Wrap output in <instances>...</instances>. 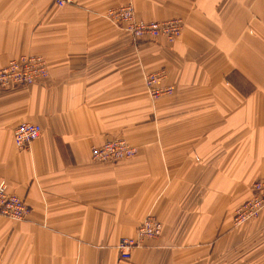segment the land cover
Masks as SVG:
<instances>
[{"label": "crops", "instance_id": "obj_1", "mask_svg": "<svg viewBox=\"0 0 264 264\" xmlns=\"http://www.w3.org/2000/svg\"><path fill=\"white\" fill-rule=\"evenodd\" d=\"M127 1L138 19H182V36L134 43L103 18ZM27 54L49 76L0 92V183L30 207L0 216V264H264V214L232 224L264 178V0H0V68ZM159 70L174 93L155 102ZM20 123L42 129L24 151ZM116 136L134 156L93 163ZM146 216L161 237L120 261Z\"/></svg>", "mask_w": 264, "mask_h": 264}, {"label": "built area", "instance_id": "obj_2", "mask_svg": "<svg viewBox=\"0 0 264 264\" xmlns=\"http://www.w3.org/2000/svg\"><path fill=\"white\" fill-rule=\"evenodd\" d=\"M63 2H70V0H63ZM132 21V18L129 20ZM133 23V22H131ZM129 24L131 30L138 35L149 34L157 36L162 34L166 38H173L179 33L181 25L178 21H169L162 24L151 23L145 25L143 23ZM171 33L175 34L173 37L169 36ZM40 66L38 60H23V64L18 63L11 65L3 71H0V88L3 89L9 82L15 84H24L32 82L35 75L31 67ZM33 76V77H32ZM158 76H150L149 84L152 87L151 92L156 95L172 92L171 87L160 88L158 85L154 87ZM151 93V94H152ZM155 96V95H154ZM40 135V128L34 124H21L14 130V143L19 149L27 148L31 141L38 138ZM123 140L112 139L107 140L101 147L93 149L92 159L98 162L119 161L132 156V151ZM130 148V147H129ZM0 214L13 219H23L29 214V208L18 197L10 195L6 191L3 183L0 184ZM261 212H264V179L256 181L252 186V197L239 207L234 216V224L241 225L249 220L256 219ZM161 224L153 217H147L140 225L136 239H122L117 246L120 259L128 260L134 248L139 247L144 239H156L160 236Z\"/></svg>", "mask_w": 264, "mask_h": 264}, {"label": "rangeland", "instance_id": "obj_3", "mask_svg": "<svg viewBox=\"0 0 264 264\" xmlns=\"http://www.w3.org/2000/svg\"><path fill=\"white\" fill-rule=\"evenodd\" d=\"M51 1H52V6L53 7H57V8H63V7H66V6H72V5H74V0H70V2H67V3L66 2L61 3L63 0H51ZM103 18L111 26L117 28L118 30H120L123 33H125L128 37H130V39H132V41H134V43H153L154 44V43H158L159 41H163L165 43H171L172 44V43L176 42L182 36L183 31H184V28H185V23L180 18L167 19V20H164V21H146V20L138 19V17L136 16V12H135L134 6H133V4H132L131 1H127V2L123 3L122 5H119V6H116V7H110L108 9H106V11L103 14ZM131 18H132V21H129ZM175 20L180 23L181 29H180V31H179L178 34L175 35V34L171 33V35H169L171 37H173V35H175L173 38H166L164 36H161L162 34H156L157 36H153V35H149V34L138 35V34H135L131 30V27H129L130 26L129 24L131 22H133L131 24L143 23L145 25H148V24H151V23H155V24H158L159 25V24H162V23H166V22H169V21H175ZM24 59H27V60L34 59V60H38L40 62V66H35L34 65L33 67H31L32 72L35 74V75H33L35 77L32 76L33 77L32 78V82H30V83H24V84H15V83L9 82V85H7L6 87H4L3 89L0 88V92H3V91H14V90H17V89L28 88V87H31L33 85L43 83L44 81H46L48 79V76H49V68H48L47 61H46V59L43 56L36 55V54L21 55L19 57L13 58V59L9 60L3 67H1L0 68V71L5 70L6 68L10 67L13 64L14 65H16L18 63L23 64V60ZM150 76H158L159 77L158 81H156L155 84H153L154 87H156L157 85L160 88H163V87H165V88L171 87L172 92L170 91L168 93H164V94H160V95H156V93H152L151 92L152 87H150V84H149V81H148ZM144 81H145L144 85H145V89L147 91V95L149 96V98L152 101H155V102L156 101H159L160 99H163L165 97H169V96H171L174 93V87L172 85H164V82L167 81V72L165 70H159V71H156V72H150V73H148L145 76V80ZM21 124H25V123H20L17 126H19ZM29 124H32V123H29ZM34 125H37V124H34ZM37 126L40 128V135H41L42 129H41V127L39 125H37ZM40 135H39V137H40ZM38 138L32 140L31 143H30V145L34 141H36ZM112 139L123 140L130 147V148L129 147H127V148L130 151L133 152L132 153V156H130V157L126 158V159H123V160L116 161V162H113L111 160L106 161V162L94 161L92 159L93 149H96V148L101 147L107 140H112ZM13 143H14V131H13ZM30 145L27 148L19 149L18 147H16V145L14 143L15 148L17 150H20V151H24V150L29 149ZM134 154H135V148L132 147V146H130L125 139H123L121 137H117V136L116 137H107V138H105V140L99 146H95V147H92L91 148V150H90V159H91V161L93 163L115 164V163H119V162H123V161H126V160L131 159L134 156ZM261 179H264V178H258L255 181H253V183L250 186V197L248 199H246L244 202H242L240 205H238L235 208L234 213H233V219H232V224H233V227L234 228H238V227H240L242 225H245V224H247V223H249L251 221H256L262 214H264V212H261L260 215L256 219L249 220V221H247V222H245V223H243L241 225L236 226L234 224V216H235V213H236L237 209L239 207H241V205H243L246 201H248L252 197V186H253V184L256 181L261 180ZM5 187H6V185H5ZM6 191H7L8 194L14 195V194L9 193L8 190H7V188H6ZM14 196H16V195H14ZM16 197H18V196H16ZM21 201L24 203V205H26L29 208V213H30V207L27 205V203L23 199H21ZM28 215L29 214H27L23 219L17 220V219L9 218V217H6V216H3V215L0 214L1 217H4L6 219H10L11 221H14V222L23 221V220L26 219V217ZM147 217H153V216H146L144 219H142V221L138 224V226H137V228L135 230V236L133 238H129V239H136L137 238L138 229H139L140 225L143 223V221ZM153 218H155V217H153ZM156 220H158V219H156ZM158 222L161 224L160 236L158 238H156V239H144V240H142L141 245L139 247L134 248L133 250L140 248L143 245V243L145 241H147V240H157V239H159L161 237V234H162V231H163V225H162V223L159 220H158ZM117 246H116V249H117ZM117 252H118V250H117ZM118 258H119L120 261H125V260L120 259L119 254H118Z\"/></svg>", "mask_w": 264, "mask_h": 264}]
</instances>
